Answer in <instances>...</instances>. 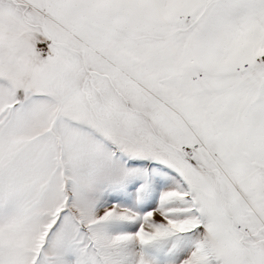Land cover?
<instances>
[{
	"label": "snow or ice",
	"instance_id": "6c2138e0",
	"mask_svg": "<svg viewBox=\"0 0 264 264\" xmlns=\"http://www.w3.org/2000/svg\"><path fill=\"white\" fill-rule=\"evenodd\" d=\"M0 264H264V0H0Z\"/></svg>",
	"mask_w": 264,
	"mask_h": 264
}]
</instances>
